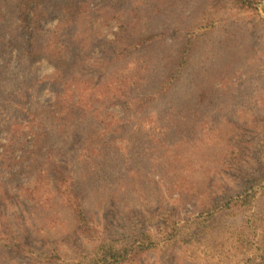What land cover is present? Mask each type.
<instances>
[{"label": "rangeland", "instance_id": "374dc122", "mask_svg": "<svg viewBox=\"0 0 264 264\" xmlns=\"http://www.w3.org/2000/svg\"><path fill=\"white\" fill-rule=\"evenodd\" d=\"M21 1L0 0V33L19 24ZM223 1L34 0L42 41L48 35L44 29L59 25L91 29L82 36L90 50L81 67L89 68L91 77L97 74L92 58L109 54L105 43L122 19L144 34L161 33L156 46L144 50L150 61L159 60L152 76L175 68L183 31L203 11L213 27L195 45L185 77L173 73L165 99L142 113L132 110L129 123L119 120L122 111L109 101L96 106L95 115L89 110L84 121L73 116L52 121V65L44 59L29 64L15 51L3 57L0 264H87L99 238L123 244L135 238V230L149 231L151 242L119 264H264V0L248 11ZM71 3L79 7L73 18L60 12ZM21 83L13 94L19 105L5 102L9 86ZM78 84L87 85L73 80L70 89ZM115 87L106 84L102 91L112 94ZM96 117L98 124L91 121ZM99 125L105 128L101 136ZM83 141L93 163L113 158L95 170L74 166L71 187L82 194L89 229L79 228L68 198L55 192L50 170L51 160H74ZM248 178L254 183L252 203L215 212ZM208 209L215 215L202 220ZM166 226L169 238L162 233ZM192 231L196 235L190 238ZM11 238L31 247L5 245Z\"/></svg>", "mask_w": 264, "mask_h": 264}, {"label": "trees", "instance_id": "16d2710c", "mask_svg": "<svg viewBox=\"0 0 264 264\" xmlns=\"http://www.w3.org/2000/svg\"><path fill=\"white\" fill-rule=\"evenodd\" d=\"M262 1L224 0L223 2L232 9L248 11L256 9ZM21 2H24V4H22V9L16 16L19 24L14 28L6 26L0 33V62L3 57H10L14 51L18 53L16 56H19L21 53L29 64L39 62L42 59L49 62L53 67V73L50 76V90L55 96V101L50 104V117L52 121L61 123L69 120L70 116H73L71 120L79 119L78 122L84 121L89 110L95 115L97 108L101 104H105V101H109L110 105H117L122 111V116H120L119 120L123 119L126 121L125 123H129L132 119L130 114L132 110L142 113L146 106L156 101L164 100L171 90L172 82L174 81L173 77L175 76L176 79L185 77L184 72L188 65L192 63V53L195 45L213 27V18L209 19V14L203 11L195 24L183 31V40L177 52L179 56L176 58L177 64L175 68L171 69L165 76H162L160 73L152 76L150 75L151 69L155 66V61L158 62L159 60L150 61L149 58H146L144 50L147 47L150 49L155 47L156 42L161 37V33L144 34L145 29L131 27L128 23H125V19H122L121 23L116 27L117 30L113 34V39L105 43L107 45L106 51L109 54L104 57L94 56L92 58L91 63L92 66L97 67V74L91 77L89 68L86 69V72L81 68L85 66V61H87L84 54L90 50V47L85 45L82 36L88 32L92 33L91 29L81 28L80 30L73 29L68 25H59L52 29H44L48 35L46 40L42 41L39 32H43V29L37 24L40 14L33 12L32 4L34 0H22ZM77 5L78 3L65 5L66 8L64 10L60 9V12L66 11L71 13L70 18H73L76 16V13H79ZM50 6H52L51 3ZM61 17L60 15L59 18ZM77 36L79 39L76 38ZM88 39L91 40L92 37ZM86 76L88 78H85ZM73 80L78 83L80 82V84L83 81L87 85L81 87L78 84L74 85L75 88L70 89V83ZM151 82H154L152 87L149 86ZM106 84L116 86L112 94L102 91L103 85L106 86ZM21 85L22 83L19 86H9V98L5 102L12 101L16 106L19 105V102H15L16 99L13 94H16L20 90ZM6 92L8 91L6 90ZM3 94L1 93L0 96H3ZM170 107L168 108L170 109ZM157 119L162 118L157 117ZM91 121L94 124H98L99 122L97 117ZM143 121L140 124V128H143ZM150 124L148 123L147 126ZM124 129L128 128L126 126L123 127L122 132L125 131ZM153 129L155 127H151L148 132H153ZM166 130L165 127L162 132L166 133ZM96 131L101 136L104 134L105 128L99 125V130ZM114 131L116 130L112 132ZM75 132L77 131L73 133ZM145 134L147 133L145 132ZM73 139L75 140L74 143L81 144L77 136H74ZM99 142L104 141L100 140ZM86 151L84 143L81 146L80 153L75 158L76 160H73L72 157L67 158L63 156L59 161L54 162L51 160L50 162V170L53 172L52 186L59 197L68 198V206L72 210L80 229H89L91 224L84 211L81 192L71 187L77 178L72 174L74 166L75 164L77 166L82 164L84 165L82 168L89 166L95 170V168L102 167L113 159L110 158L109 160L102 161L96 158V162L93 163V160H89V157L84 154ZM261 178H264V176ZM253 184L252 178L244 180L240 185V190L235 194L227 196L225 202H222L220 208L217 207L215 212L217 210L223 212L225 208L230 206L241 209L249 206L255 193ZM64 201L66 203V200ZM202 212L206 213V217L202 218L205 221L215 215V212L210 209ZM170 225L173 230L174 222H171ZM167 230H169L168 226L164 228L162 233H166V238H169ZM188 235L190 238H193L196 235V231L189 232ZM134 237L133 240L123 244H116L112 239L108 241V239L99 238V242L94 246V252H92L90 261L87 264H119L132 253H141L146 250V247L151 242L149 231L144 230L138 233V230H135ZM4 244L20 249H24L25 245L31 247V244L27 242L22 246L19 240L15 239L13 241L12 238L9 241L5 240Z\"/></svg>", "mask_w": 264, "mask_h": 264}]
</instances>
